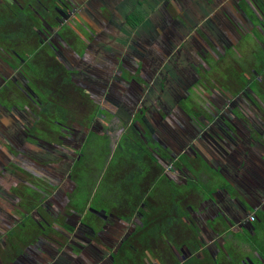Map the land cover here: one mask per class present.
Returning <instances> with one entry per match:
<instances>
[{"label": "flooded vegetation", "instance_id": "flooded-vegetation-1", "mask_svg": "<svg viewBox=\"0 0 264 264\" xmlns=\"http://www.w3.org/2000/svg\"><path fill=\"white\" fill-rule=\"evenodd\" d=\"M94 2L88 20L79 0H0V264H112L128 243L131 264H264V0H165L132 43ZM58 79L94 103L86 124L55 119Z\"/></svg>", "mask_w": 264, "mask_h": 264}, {"label": "rangeland", "instance_id": "rangeland-1", "mask_svg": "<svg viewBox=\"0 0 264 264\" xmlns=\"http://www.w3.org/2000/svg\"><path fill=\"white\" fill-rule=\"evenodd\" d=\"M164 1L165 0H95V2L93 4H95V5H96V3L101 4V7H104V10H103V12H101L99 10V12L102 13V15H104V17L107 18L108 20H110L111 18L113 19V21H112L113 28L115 26L116 31L118 29L120 31L119 32V35H120L119 40L124 41L126 39V37L129 36L130 39H128V40L132 43L133 39H135V38L137 39L138 37H141V36L152 35L153 31L154 32L157 31V33L160 32V29L157 28L158 27L157 25H158V23H160L161 19L158 16L164 12L160 6L164 3ZM177 1L181 2L180 5H183L182 2L187 1V0H181V1L177 0ZM193 1H195V0H193ZM210 1L211 2L213 1V2L217 3L218 5L221 4L220 0H210ZM86 2H87V4H85ZM91 2H92V0H79V3H80L79 7L81 9H84L85 6L87 7L86 15L84 17L88 18V20H90L89 18H92V16L95 15V9H92V11H91L92 13L90 12L91 9H89L91 4H88V3H91ZM168 2H171V1H168ZM93 7H94V5H93ZM209 9H211V8H209ZM132 11L138 12L139 15L145 19L144 23L140 27L136 28V27H133L127 23L126 18L128 15H130L132 13ZM262 11H264V7H262ZM180 12L177 11V8H172L169 11V15H171L172 18L173 17L175 18L178 16V14ZM212 12H213V15L216 14L214 12V10L211 11V14H212ZM111 13L113 15H111ZM261 14L264 15V12ZM188 16H189L190 20H192L194 18L192 14H188ZM254 18H255V20L258 19L260 21V18L257 17L255 15V13H254ZM94 23H95L94 21L86 23L88 26H90L89 32H87L89 36H95L93 33L96 32V30H98L97 27H95V28L92 27V25L94 26ZM79 29H80V31H82L81 28H79ZM133 29L135 31L131 32V30H133ZM132 35H133V37H132ZM135 35H139V36L137 37ZM131 43H130V45H131ZM124 47H126L125 44H124ZM128 47H129L128 49H130V46H128ZM123 52L124 51H119L118 54L120 55ZM88 69L93 71V68H88ZM167 69H169V66L167 67ZM55 87L56 88L57 87H63L65 95L67 97V99L65 101H63V100L62 101H55V106H54V117H55V119L60 118L57 116V114L61 115L60 111H64L67 118H70V121H67V123H66L67 125H71L74 122L82 123L83 125L86 124L89 121V119H91L90 118L91 113L94 111V108H95L94 103L90 102L87 98L81 97V93H80V90L78 89L79 88L78 85H73V84L67 85L66 84L65 86H63L61 84L60 79H58L57 81H55ZM167 94H168V92H167ZM152 96L153 95L149 96L148 93L146 95L145 94L139 95L140 100H139L138 104L145 105L146 108L151 110L152 109V103H153V100L151 99ZM119 100H123V98L121 96H119ZM172 100L173 99H171L169 96L167 98L163 97V101L167 105H174V102ZM126 101L128 102L127 99H126ZM121 104L125 107V110L127 111L129 104H125L123 101L121 102ZM122 110H123V108H122ZM124 112L125 111H122V112L119 111V113H121V115L125 118L126 115L124 114ZM44 122L47 126H49V122L46 120V118H44ZM55 131H57L56 126H55ZM55 136H57V134H54V137ZM11 151H12V153H13L12 155L15 157V159L16 160L21 159L23 164L32 163L36 157H38V159L39 158H41V159L42 158H44V159L48 158V160L50 158V156L46 157L43 154L37 156L36 151H31L29 153H22L18 149H15V147H14V149H11ZM0 156H1V154H0ZM55 156L56 157L59 156L57 150L55 151ZM0 158L2 159L3 157L1 156ZM27 159H28V161H27ZM57 162L58 161H56L55 163H57ZM58 167L61 168V165H59ZM207 170L211 173V170H209V168H207ZM13 171L20 178L25 177L27 174L26 170L25 171L24 170H19V171L13 170ZM30 180L33 182L32 179H30ZM22 191H24V193H25L26 190H23L21 188V186H19L16 189L17 194L20 195V197H21V201L19 204L20 206L29 208V206L31 204H37L36 199H34L35 194L31 195L30 192L28 191V193L23 195ZM37 198L40 200L41 196L38 195ZM16 212H19V210L14 211V213H16ZM43 215L45 217V214H43ZM150 219L153 220L154 218L150 216ZM56 222L61 223L60 220H56ZM154 224L155 223L152 224V221H151V227H153ZM145 229H147V227H145ZM151 229H153V228H151ZM16 231H17V233L19 232L17 229H16ZM139 233H140V236L144 237L145 231L143 230V228L141 230H139ZM44 236L46 237L45 234H44ZM49 237L54 238V241L52 242L54 244H58V243L60 244V240L63 241L62 238H60L58 235H55V234L50 235ZM22 238L23 239H19V240L13 239L12 241L8 242V245H7L8 260L12 259L15 256L17 250L26 249L27 245L29 243H31V241H32L31 240L32 237H29V236L22 237ZM134 240L138 241L137 236L134 239L131 238L130 242L134 243L135 242ZM129 246H130V243H128L127 246L124 245L119 251L115 250L112 252V258H113L112 264H118V263L119 264H131L130 258L135 256V254H137L138 252H136L135 250H132V249H128ZM136 247H137V244H136ZM159 249L157 246H153V248H152V250H156V251ZM140 255L143 256V253H140ZM127 256L129 258V261H127ZM12 260H14V258ZM62 264H65V263L63 262Z\"/></svg>", "mask_w": 264, "mask_h": 264}, {"label": "trees", "instance_id": "trees-1", "mask_svg": "<svg viewBox=\"0 0 264 264\" xmlns=\"http://www.w3.org/2000/svg\"><path fill=\"white\" fill-rule=\"evenodd\" d=\"M145 19L139 15L138 12L132 11L128 17V24L133 27H140L144 23Z\"/></svg>", "mask_w": 264, "mask_h": 264}, {"label": "built area", "instance_id": "built-area-1", "mask_svg": "<svg viewBox=\"0 0 264 264\" xmlns=\"http://www.w3.org/2000/svg\"><path fill=\"white\" fill-rule=\"evenodd\" d=\"M249 220L252 221V222L255 221V216L253 214L250 215Z\"/></svg>", "mask_w": 264, "mask_h": 264}, {"label": "crops", "instance_id": "crops-1", "mask_svg": "<svg viewBox=\"0 0 264 264\" xmlns=\"http://www.w3.org/2000/svg\"><path fill=\"white\" fill-rule=\"evenodd\" d=\"M189 1V0H188Z\"/></svg>", "mask_w": 264, "mask_h": 264}]
</instances>
